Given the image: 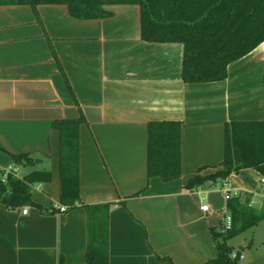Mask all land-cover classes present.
Wrapping results in <instances>:
<instances>
[{
	"label": "crops",
	"instance_id": "1",
	"mask_svg": "<svg viewBox=\"0 0 264 264\" xmlns=\"http://www.w3.org/2000/svg\"><path fill=\"white\" fill-rule=\"evenodd\" d=\"M106 8L109 17L79 19L64 4H0V170L26 153L35 161L15 165L19 176L51 175L31 187L37 205L27 213L0 203V264H86L91 223L105 230L108 264H201L217 254L211 229L222 225L224 189L264 188L254 168L186 187L220 168L226 123L264 121V43L226 78L186 83L181 43L143 41L137 5ZM78 118L71 207L60 200L52 123ZM161 120L180 123L181 172L171 180L148 174V123Z\"/></svg>",
	"mask_w": 264,
	"mask_h": 264
},
{
	"label": "trees",
	"instance_id": "2",
	"mask_svg": "<svg viewBox=\"0 0 264 264\" xmlns=\"http://www.w3.org/2000/svg\"><path fill=\"white\" fill-rule=\"evenodd\" d=\"M0 4H64L70 16L79 19L112 15L108 5H137L140 11V38L147 42L181 43V78L186 83L211 82L226 78L228 66L264 43V0H0ZM49 40V39H48ZM264 84V58H263ZM82 118L56 120L59 133V172L61 202L74 207L78 176V125ZM14 165L34 163L26 153L12 155ZM147 166L149 175L164 180L180 176V123L172 120L148 123ZM254 168L264 176V121H230L225 125L224 156L220 168L212 173L195 174L186 187L206 182L216 184L231 172ZM0 203L9 207L37 205L31 187L50 180L48 170H31L1 178ZM219 180V181H218ZM242 194V196H241ZM237 193L226 201L231 227L225 232L211 229L217 254L201 264H237L239 250L228 240L264 219V198L259 206L250 203L251 193ZM107 208L108 204L86 208ZM54 209L52 208L51 211ZM236 252L237 257L231 253ZM86 264H108L106 233L91 223L87 236ZM58 264H64L59 257Z\"/></svg>",
	"mask_w": 264,
	"mask_h": 264
},
{
	"label": "rangeland",
	"instance_id": "3",
	"mask_svg": "<svg viewBox=\"0 0 264 264\" xmlns=\"http://www.w3.org/2000/svg\"><path fill=\"white\" fill-rule=\"evenodd\" d=\"M263 198L264 188L260 186L255 190V194L251 195V199L256 200L255 206H259ZM228 243L239 249L244 256L238 258L237 264H264V219L230 238Z\"/></svg>",
	"mask_w": 264,
	"mask_h": 264
},
{
	"label": "built area",
	"instance_id": "4",
	"mask_svg": "<svg viewBox=\"0 0 264 264\" xmlns=\"http://www.w3.org/2000/svg\"><path fill=\"white\" fill-rule=\"evenodd\" d=\"M8 173H11V174H13V175H15V176H19V175H18V168H17V166H15V165L9 166V167H7L6 169H4V170H3V173L1 174V178H2V179H5ZM261 181H264V176H262ZM235 194H236L235 191H231V190L228 189V188H225V189H224V195H225L226 200H227L231 195H235ZM200 208H201L202 211H205V212L209 210V206H208V204H206V203H205V204H202ZM58 209H59L60 211H65V210H66V207H65V206H60V207H58ZM27 211H28V206H23V207H22V213H27ZM231 222H232V220H231V215L229 214L227 208L225 207V209H224V215H223V217H222L221 231H222V232H225L226 230H228V229L231 227ZM231 256H232V257H237L236 252H235V251L232 252V253H231ZM238 257H239V258H242V255H241V254L238 255Z\"/></svg>",
	"mask_w": 264,
	"mask_h": 264
}]
</instances>
